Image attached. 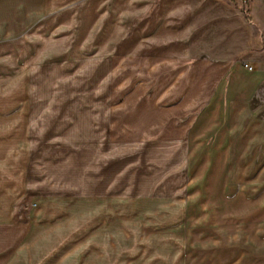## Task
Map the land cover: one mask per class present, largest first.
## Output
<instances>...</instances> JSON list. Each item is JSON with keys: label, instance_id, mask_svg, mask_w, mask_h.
<instances>
[{"label": "rangeland", "instance_id": "1", "mask_svg": "<svg viewBox=\"0 0 264 264\" xmlns=\"http://www.w3.org/2000/svg\"><path fill=\"white\" fill-rule=\"evenodd\" d=\"M43 1L7 43L21 2L0 0L3 264H264V54L235 60L238 80L199 107L176 105L200 95L178 74L107 90L53 68L82 49L84 19L93 37L96 11Z\"/></svg>", "mask_w": 264, "mask_h": 264}, {"label": "crops", "instance_id": "2", "mask_svg": "<svg viewBox=\"0 0 264 264\" xmlns=\"http://www.w3.org/2000/svg\"><path fill=\"white\" fill-rule=\"evenodd\" d=\"M19 1L21 14L11 25L14 28L9 26L7 43L23 41L25 31L45 16V1L35 0L38 16L33 11L37 18L26 23L30 0ZM82 4L85 11H96L100 25L91 37L94 26L84 19L82 49L76 45L75 56H61L53 68L69 79L81 73L99 76L97 84L107 90H122L123 78L118 77L124 74H178L184 95L192 87L200 95L191 104L180 96L176 105L199 107L231 69L238 80L242 67L235 60L251 62L264 54V0H83ZM246 9L250 21L245 19ZM209 118H201V129ZM3 224L7 219L0 220Z\"/></svg>", "mask_w": 264, "mask_h": 264}, {"label": "trees", "instance_id": "3", "mask_svg": "<svg viewBox=\"0 0 264 264\" xmlns=\"http://www.w3.org/2000/svg\"><path fill=\"white\" fill-rule=\"evenodd\" d=\"M243 13H244L245 19H246L247 21H248V20L250 21V16H249V11H248V9L244 10Z\"/></svg>", "mask_w": 264, "mask_h": 264}]
</instances>
